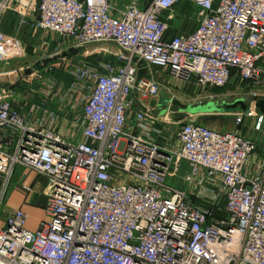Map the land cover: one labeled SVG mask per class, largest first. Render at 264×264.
<instances>
[{
	"label": "built area",
	"instance_id": "1",
	"mask_svg": "<svg viewBox=\"0 0 264 264\" xmlns=\"http://www.w3.org/2000/svg\"><path fill=\"white\" fill-rule=\"evenodd\" d=\"M128 1L0 0V208L16 166L46 178L47 198L35 231L7 217L0 264H264V116L249 106L222 131L172 105L217 101L232 79L223 100L264 97V0ZM180 3L194 30L169 36ZM9 13L54 50L23 63ZM101 43L121 54L66 64L65 80L32 73Z\"/></svg>",
	"mask_w": 264,
	"mask_h": 264
},
{
	"label": "crops",
	"instance_id": "2",
	"mask_svg": "<svg viewBox=\"0 0 264 264\" xmlns=\"http://www.w3.org/2000/svg\"><path fill=\"white\" fill-rule=\"evenodd\" d=\"M151 1V0H150ZM148 1L139 0L141 7L147 4ZM115 6H121L127 4L128 0H111ZM194 8L188 4H178L174 10V18L168 22L169 36H173L176 33H189L194 30V25L191 22V18H194ZM9 16L15 18L11 13L7 14L2 22V32L9 38H14L15 41L25 47V58L22 59L23 63L28 60H32L33 56L40 53L42 50L48 49L54 50L57 45L54 38L42 31L33 32L30 28H24L19 32H16L12 26H8ZM43 43H46V47H42ZM155 72V69H153ZM238 86L237 80L232 79L226 88L218 90L216 93L221 96L228 92H232ZM241 88H245V85H241ZM248 106H252L250 97H245ZM224 97L221 99L223 100ZM249 99V100H248ZM252 100V99H251ZM160 99H158V102ZM163 107L159 105L158 113ZM226 114V113H223ZM197 116V115H195ZM212 126V125H211ZM261 150V149H260ZM46 178L38 175L31 170H28L22 166H16L14 168L13 175L9 181V185L6 191V195L3 198L0 208V230L4 228L7 217L17 210H22L28 216L26 222V229L35 231L38 229L42 222L47 221L45 214V205L47 198L45 195Z\"/></svg>",
	"mask_w": 264,
	"mask_h": 264
},
{
	"label": "rangeland",
	"instance_id": "3",
	"mask_svg": "<svg viewBox=\"0 0 264 264\" xmlns=\"http://www.w3.org/2000/svg\"><path fill=\"white\" fill-rule=\"evenodd\" d=\"M143 1H148V0H143ZM150 1V0H149ZM148 3V2H147ZM79 55L74 56L73 58L71 57L70 59H64L63 61H57V62H48L45 66L40 67V68H35L33 69V74H38V75H43L46 73H54V74H61L63 75V70L66 66V64L73 63L76 60L80 61H88L90 63H97L100 61H114L116 60V56H118L120 51L116 49L112 44H94L88 47L83 48L81 51L78 52ZM39 56V53L33 56V59H36ZM61 66H60V64ZM29 74V73H28ZM65 77V76H64ZM34 87V85H32ZM176 96V101L181 103L183 106L188 107V106H196V105H202L207 102H217L220 104L221 102H232L228 100H221L222 96L221 94L219 95V100L217 101H209L207 99H201V98H195L191 94L187 93H182V92H177L175 93ZM249 100V99H248ZM251 102V100H250ZM249 103V102H247ZM176 110V106H173ZM179 110V109H178ZM165 110L162 108L160 111V114L163 115ZM233 113V112H231ZM231 113L225 114H217V113H209V114H200L197 116H194L193 118L197 120L200 124L206 125V126H211L213 124H216L218 128L222 131H230L234 127V119ZM246 123L249 124L251 119L246 118ZM256 137V136H254ZM257 144L259 145V148L261 151H264V133L261 135H258L257 137Z\"/></svg>",
	"mask_w": 264,
	"mask_h": 264
},
{
	"label": "water",
	"instance_id": "4",
	"mask_svg": "<svg viewBox=\"0 0 264 264\" xmlns=\"http://www.w3.org/2000/svg\"><path fill=\"white\" fill-rule=\"evenodd\" d=\"M123 55H125L123 53ZM144 68V64L140 62L138 64L139 69V76L141 75ZM167 102H169V97L165 95L163 92L160 93V101L158 102V106L164 107ZM155 105V101H152L150 103V106ZM173 106L181 108V110L186 114L191 115H200V114H209V113H217V114H223V113H231V112H244L249 106L247 104V101L245 99H236L232 102L226 103L221 102L218 104L217 102H207L202 105H196V106H182L179 102L173 101ZM253 108L259 112L261 115L264 116V97L254 100L253 102Z\"/></svg>",
	"mask_w": 264,
	"mask_h": 264
},
{
	"label": "trees",
	"instance_id": "5",
	"mask_svg": "<svg viewBox=\"0 0 264 264\" xmlns=\"http://www.w3.org/2000/svg\"><path fill=\"white\" fill-rule=\"evenodd\" d=\"M14 21H15V18L12 17V16H9L8 22H6V24H7L8 26H12V24L14 25ZM1 29H2V27H1ZM55 76H57L59 79H63V80L66 79L64 76H62V75L59 74V73L55 74Z\"/></svg>",
	"mask_w": 264,
	"mask_h": 264
}]
</instances>
